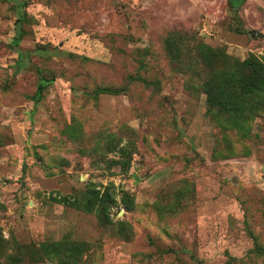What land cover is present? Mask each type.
<instances>
[{
    "label": "rangeland",
    "instance_id": "rangeland-1",
    "mask_svg": "<svg viewBox=\"0 0 264 264\" xmlns=\"http://www.w3.org/2000/svg\"><path fill=\"white\" fill-rule=\"evenodd\" d=\"M239 1L0 0V264H264V108L199 88L264 63Z\"/></svg>",
    "mask_w": 264,
    "mask_h": 264
},
{
    "label": "trees",
    "instance_id": "trees-1",
    "mask_svg": "<svg viewBox=\"0 0 264 264\" xmlns=\"http://www.w3.org/2000/svg\"><path fill=\"white\" fill-rule=\"evenodd\" d=\"M239 2V0H233ZM207 49V48H205ZM208 51V50H207ZM200 53V62L201 64H206L207 58H214L215 55H208L204 57ZM220 56V55H219ZM223 58L228 61L226 55L221 54ZM19 57H23V54H20ZM180 60V59H175ZM173 61V60H171ZM198 62L193 61L191 63L192 72L195 74V71L198 74ZM210 66V65H208ZM234 70L236 69V74L240 75L243 79H238L241 83L237 85L236 91L232 95V91L229 89V84L231 81H234L233 72H218L217 78L215 77H206L201 80L199 83L200 91L205 95V103L208 107V110L215 111L221 115L227 116L231 120V124H235V115L239 113L242 116V120H246L247 114L244 112L243 108L247 107L250 109L249 113L256 111L257 109L264 108V63H262L258 58L253 55L248 56L243 61H236L234 63ZM208 70V69H206ZM196 75V74H195ZM200 75V74H199ZM231 75V76H230ZM231 80L230 82H228ZM134 81L141 82L143 84H148L147 81L141 77H135ZM51 80L43 79V83H50ZM46 84L39 85L37 92L35 94L36 101L41 100V92L44 90ZM118 90L110 88H99L95 90V94H109L115 95L118 94ZM57 203L71 206H77L79 203L77 201H68V200H57ZM97 213L100 215L104 212V207L101 206ZM256 252L260 255L264 254L262 249H256Z\"/></svg>",
    "mask_w": 264,
    "mask_h": 264
}]
</instances>
